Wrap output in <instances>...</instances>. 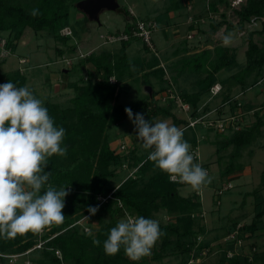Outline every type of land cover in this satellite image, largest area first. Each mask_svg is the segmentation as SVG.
I'll use <instances>...</instances> for the list:
<instances>
[{
  "label": "trees",
  "instance_id": "16d2710c",
  "mask_svg": "<svg viewBox=\"0 0 264 264\" xmlns=\"http://www.w3.org/2000/svg\"><path fill=\"white\" fill-rule=\"evenodd\" d=\"M77 1L79 0H0V33H7L4 48L14 53L17 42L21 39L25 29H30L33 34L44 32L53 40L66 43L69 38L61 37L59 31L68 26L71 28L73 37H76L75 29L69 20L71 9L75 10L74 4ZM218 3L224 2L217 0L208 4L210 11H215ZM170 4L171 9L179 7L178 1ZM33 8H38L42 14L32 17L29 12ZM115 12L127 15V12L119 7ZM233 13L239 29L251 19L263 18L261 33L264 32V0H245L244 4ZM220 17L222 19L209 26V29L216 30L223 26V33L227 34L232 26L225 23L222 14ZM252 35L253 32H250L246 38L243 67L225 81H217L216 75L221 71H230L236 67V54L233 48L215 46L211 51L202 49L175 62L178 65V69L175 70L177 75L185 73L198 76L193 82V92L176 91L182 101L189 104L193 111L192 115H195V109L202 95H206L209 87L214 83L221 84L228 93L230 92L228 88L230 80L242 90L245 89L248 78L253 79L250 86L259 82L256 79L260 77L264 68V36L258 46L253 41ZM129 41L120 43L119 56L113 57L101 53L99 55L88 54L82 58V63L90 65L99 75L93 81L86 77L83 81L82 78H78L76 81L67 82L66 87L74 94L70 99V107L59 108L54 104L46 103L45 107L55 124L66 130L62 145L67 147L66 157L54 155L45 169L52 173L49 183L57 189L66 188L69 192V195L65 197V207L62 209L65 220L62 224H52L44 229L46 232L41 239L49 237L51 239L44 244L42 249L33 250L37 234L29 232L13 239L0 238V254L22 255L21 257L30 253L37 255L35 258L30 257L29 260L24 261L25 264H146L149 260L157 262L176 256L182 257L183 264H192L202 257L200 253L203 249L209 250L203 240L206 234L204 228H193L195 216L201 217L202 212L196 192L181 196L178 188L187 184L181 181H170L168 174L147 160L148 151L137 154L136 149L132 148L121 154L120 151L112 150L104 137L106 129L117 125L122 120L129 119L125 108H131L134 115L142 113L146 120L154 121L156 117H161L170 119L171 124L177 127L184 124L173 112L175 109L173 100H168L166 105L160 106L154 99L158 93L166 91L172 77L164 78V70L158 67L159 63L155 58L140 59L138 62L136 61L139 59H135L128 62L124 48ZM141 47L148 51L143 44ZM68 48L72 52L75 47L70 45ZM57 55H61L58 50ZM78 64L80 63L76 66ZM132 67L137 68L139 73L142 72L139 76L140 82L143 89L146 86L150 87V94L146 92L138 101L129 105L114 104L119 93L117 85L124 75L129 80L136 79L130 71ZM156 74L159 75L160 80L163 78L164 86L154 90L149 78ZM110 78L114 80L113 83L108 81ZM9 81L17 87H23L26 79L20 70L0 74V84ZM230 99L232 97L226 94L220 102L223 103ZM260 106H264V102ZM228 108L230 112H233L235 102H229ZM206 109L207 107H204V110ZM250 109L252 108L242 105L243 111ZM263 113L264 109L260 111V114L254 112V120L250 125L229 133L227 136L219 137V134L213 133L220 138L214 142L213 153L216 160L221 159V152L228 151L224 156L226 159L224 166L218 170L220 181L227 180L228 175L241 169L238 159L241 153L249 149L261 135V129L264 127ZM196 133V130H184V139L191 144V150L196 147L198 138ZM247 153L251 151L248 150ZM123 162L126 163L128 169L135 168L132 177L111 185L110 180L114 177V167H119ZM200 164L208 170L209 174L208 164L201 162ZM263 188L264 172H261L258 188L253 190L251 195L255 196L257 190ZM106 195H109V199L98 204L97 197ZM213 196L215 197L213 202L217 205L219 195L213 194ZM255 201L254 215L248 225L235 228V223L232 222L233 232H235L234 240L224 241L225 248L216 264H264V251L256 252L253 244L250 245L251 251L248 255L233 254L229 258L226 257V252H232L231 249L235 242L242 241L244 235H251L257 223L264 216V199L258 198L257 194ZM117 202L120 203V207ZM89 207L98 208L95 215L88 212ZM159 211L171 216L172 221L165 224L159 223L160 229L166 235L154 246L150 257L133 262L122 249L115 256L110 257L105 254L103 242L107 239L110 229L119 223V219L123 218L125 213L134 217L143 216L152 219V216ZM85 215H87L85 219H93L98 223L96 230L84 233L80 226L72 225ZM104 217L107 218L106 221H103ZM86 226L89 227V224ZM94 239L100 241L99 246L93 244ZM252 249H254L253 252ZM54 250L60 251L62 262L54 256ZM0 264L9 263L7 259L0 257Z\"/></svg>",
  "mask_w": 264,
  "mask_h": 264
},
{
  "label": "rangeland",
  "instance_id": "374dc122",
  "mask_svg": "<svg viewBox=\"0 0 264 264\" xmlns=\"http://www.w3.org/2000/svg\"><path fill=\"white\" fill-rule=\"evenodd\" d=\"M173 1H178L179 8H170L172 6L170 3ZM215 1L217 0H116L119 8L122 10L127 11L128 7H130L139 19H152L155 24V30L151 34V43L155 54L144 49L142 50V48H139L137 53L134 52L132 54V51H134L133 48L138 44L136 41H133L129 45L128 50H130V54H127V58L139 55L145 56V58H155L159 64L160 62L165 63L163 64L164 78L172 77L171 83L176 89L175 91L191 93L194 91L193 82L198 76L185 73L177 75L175 70L178 69V65L175 61L195 53L193 51L196 50L207 49L211 51L215 46H224L222 43L223 37L230 33L233 37V43L227 47L235 50L236 67L230 71H221L216 75L217 81H225L244 65V50L248 34L253 32V41L258 46L261 44L264 36V32L261 33L263 18L244 23L242 28L239 29L233 11L243 5L245 0H240L237 5H233L234 0H223L224 3H218L215 11H210L208 4ZM71 12H73V9H71ZM71 14L70 19L72 18ZM220 14L224 16L225 23L232 26V29L227 34L223 33V26L216 30L209 29V26L216 24L222 19ZM105 17L108 18L106 22L104 21ZM124 23L125 16L122 13L104 11L99 14L98 23L87 20L83 21L84 25L89 26L84 34L93 44L99 41L101 43L99 35L112 33L116 29L120 30ZM194 29L195 32L193 31ZM168 37L169 41L167 43ZM5 39H7V33H0V45ZM60 44L66 45V43L53 40L44 32L33 34L30 29H25L21 39L17 42L14 53L9 52L7 56L0 57V74H9L12 71L20 70L26 79L23 87L27 86L32 90L38 99L43 100L44 106L46 103H51L59 108L70 107V99L74 94L71 89L66 87L65 83L68 81H76L78 78H82L83 81L86 77H89V80L93 81L95 78H98L99 74L94 73L93 69L92 71L84 68H80L79 71L78 69L75 70L74 65L66 73V78L59 75V70L63 67L68 68L71 63L69 59H64L62 63L57 60L60 57L57 55V50L60 51L58 48H62ZM181 46L188 48V54L182 55V51L179 50ZM86 54L88 55L90 53ZM67 55L64 57H67ZM138 61L140 60L136 62ZM163 65L160 64L158 67L161 68ZM130 71L136 79L129 80L124 75L122 81L117 85L119 87V93L114 104L129 105L135 103L146 94L140 82L139 70L132 67ZM153 78H149V81L154 90H157L160 86H164L163 78L160 80L158 74ZM256 80H259L260 83L250 86L253 79L248 78L244 90L233 85L229 88L230 92L228 93L218 83L222 86L220 92L222 97L219 94L218 97L207 102L205 107L208 110L210 107L216 106L226 94L232 97L239 93H242V95L238 97L237 101L245 105L246 108L253 109L260 107L261 103L264 102V68L261 71L260 77ZM165 94L167 92L158 93L155 96L154 99L158 105L164 106L167 104V99L165 100L164 98ZM206 99L207 97L202 95L200 102ZM173 112L177 118H180V115H177L175 110ZM160 120H166L172 125L168 118L156 117L153 122ZM253 120V115L245 114L242 118V124L248 126ZM262 120L264 121V113L262 114ZM228 134L225 132L219 135V137L227 136ZM196 135H198L196 151L199 162L208 164L209 176L212 177V182L207 186H202L198 190L193 189L187 184L186 186L178 188V193L181 196H188L199 192L200 195L201 217L195 216L193 228H204L206 234L203 240L206 242L209 250L192 264H216L221 256V252L225 248L224 241L229 236L235 234L233 232L234 227H232V222L235 223V228L248 225L254 215L255 196L258 194V198L264 199V188L258 189L255 196L251 195V192L258 188L260 173L264 172V127L261 129V135L249 149L241 153L238 159V162L241 164V169L228 175L227 180L224 181L219 180L218 170L224 166L226 161L224 156L228 151L221 152V159L217 161L213 153L214 142L220 138L211 132L201 130H198ZM136 136L135 126L129 119L122 120L117 125L106 129L104 133V137L112 150L119 151L118 146H124L121 154L128 152L132 148L136 149L137 154H142L147 151L142 147L141 142L137 140ZM248 150L251 153H247ZM132 170L127 168L125 162L119 167H114V177L110 180L111 185L118 184L127 177H132V173L129 176ZM226 182L230 184V188L225 190L223 186ZM216 189L222 191L217 197V205L213 202L215 198L213 194H215ZM123 219L125 218H120L119 222ZM152 219L158 220L160 224L172 221L171 216L163 211L155 213ZM106 220L107 218L104 217L103 221ZM81 224H89L90 231L96 230L98 227V223L93 219H84ZM251 244L254 245L256 252L264 251V216L257 223L256 229L251 235H244L241 246L239 248L233 247L231 250L237 255H248L251 251ZM36 256V254L30 253L25 257L16 258L14 261L8 263L25 264L24 261L26 262L30 257L35 258ZM146 264L183 263L182 257L176 256L167 257L157 262L149 260Z\"/></svg>",
  "mask_w": 264,
  "mask_h": 264
},
{
  "label": "clouds",
  "instance_id": "9594fccd",
  "mask_svg": "<svg viewBox=\"0 0 264 264\" xmlns=\"http://www.w3.org/2000/svg\"><path fill=\"white\" fill-rule=\"evenodd\" d=\"M29 14L37 17L42 13L33 8ZM222 43L230 46L232 35H225ZM125 113L135 126L137 140L148 151L147 160L156 168L193 189L212 182L208 171L194 162L184 130L166 120H146L142 113L134 115L131 108H125ZM65 135L43 100L27 86L17 87L11 81L0 84V238L40 234L50 225L64 222L62 209L69 192L49 183L52 173L45 169L54 155L66 157ZM97 211V207L88 208L91 215ZM165 235L158 220L129 216L110 229L103 250L111 257L122 249L131 261L139 262L152 255ZM93 244L99 246L100 241L94 239Z\"/></svg>",
  "mask_w": 264,
  "mask_h": 264
},
{
  "label": "built area",
  "instance_id": "2783aa9c",
  "mask_svg": "<svg viewBox=\"0 0 264 264\" xmlns=\"http://www.w3.org/2000/svg\"><path fill=\"white\" fill-rule=\"evenodd\" d=\"M239 1L240 0H234L233 5H237L239 3ZM129 15H131L130 11H129ZM251 21H253V19H251L250 22ZM154 30H155V24H154V21H152V19L136 18L129 24L127 29H124L121 31H114V32L108 33V34L99 35V38L101 39V44L121 43V42H127L129 40L136 39V40L140 41L143 44V46L148 49V51L155 54V51L153 49V45L151 43V34ZM59 35L61 37H71L72 33L68 27H63L62 29H60ZM4 45H5V42L3 40L1 42V45H0V51H1L0 57L7 56L9 54V50L5 49ZM79 56L84 57L85 55L84 56L79 55ZM161 68L163 69V67H161ZM165 79H168V78H165ZM108 81L110 83L114 82V80L112 78H110ZM258 83H260V82H258ZM164 92L165 93L167 92V94H165V96H164L165 100L166 99H167L166 101L173 100V103L175 105V109H174L175 113L177 115H180L179 119H181L184 122V124L179 125V128H181L182 130L192 129V130H196V131H198V130L209 131L211 133H215V134H219V135L223 134L225 132L232 133V132L239 130L245 126L244 124H242V118L245 116V114L253 115L254 112H259V114H260V111L262 109H264V106H260V107L251 109V111L250 110L249 111H243L242 110L243 104L240 103L239 101H237L238 97L242 95V93H239L235 96H232V99H230L229 101H226L223 103L219 102V104H217L216 106L210 107L208 110L207 109L204 110V107L207 105V102L218 97V95L221 92V86L218 83H214L213 85H211L209 87L207 94L205 95L207 97V99L203 102H199L197 108L195 109V115H192L193 111L190 108L189 104L186 102H183L182 99L177 95L175 88H174L172 83L169 84L168 88ZM231 101L235 102V110L233 112H230L229 108H228L229 102H231ZM201 139H203V138H201ZM118 148H119L120 152L122 150H124L123 145L118 146ZM196 150H197L196 147L193 150H191L192 154L194 156V162L200 164L199 157H198ZM204 169H206V168H204ZM134 171H135V168L129 173V176ZM169 180L172 182L179 181V180L174 181V180L170 179V177H169ZM223 187L225 189L230 188V184L227 183ZM221 193H222L221 190H216L215 196L220 195ZM196 194L198 196H200L199 192H196ZM107 199H109V195H106L103 197L98 196L97 202H98V204H100L102 202H105ZM117 205H118V207H120L119 202H117ZM86 216L87 215L81 217L80 219L75 221L72 225H78V226H80L81 230L84 233H89L90 228L87 227L85 224H81L82 220H84L86 218ZM129 216L134 217V216L129 215L127 213H125L123 217L126 219ZM45 232H46V230H43L42 233L37 234V239H36V243L33 247V250L42 249L44 247V244L48 240L51 239V237L46 238V239H41V237L44 235ZM234 236H235V234L229 236L227 239L228 240H234ZM197 240H199V238H197ZM240 246H241V241H236L234 244V247L239 248ZM253 251H254V249H252V252ZM205 252H207V249H203L200 254L203 255ZM25 254H27V253H25ZM53 254L60 262H62V256H61V253L59 250H54ZM233 254H236V253L231 252V251H227L226 257L229 258ZM21 256L22 255H3V254H0V257L7 259V261L9 263L14 261L16 258L21 257ZM195 261H197V260H195Z\"/></svg>",
  "mask_w": 264,
  "mask_h": 264
},
{
  "label": "crops",
  "instance_id": "0c3cea01",
  "mask_svg": "<svg viewBox=\"0 0 264 264\" xmlns=\"http://www.w3.org/2000/svg\"><path fill=\"white\" fill-rule=\"evenodd\" d=\"M129 11L131 12V15H129ZM126 12H127V15H125V23L123 24V26H122V28L120 30L116 29L115 31H121V30L126 29L129 26V24L134 19L138 18L136 16V13H134L133 10L130 7H128V10ZM70 14L72 15V18L70 19L71 21L69 20V23L75 29L76 37H73V35H71V37H68L70 42L67 41L66 45L65 44L61 45L60 44L62 48H58L57 47L60 50V52H61V55H59L60 57L57 60L62 63L64 59H69L70 62H71L69 66H71V67L68 66V68H66V67L61 68L59 70L60 71L59 75L64 76V78H66L67 77L66 73L68 72V70H71L74 65H75L74 66L75 70L78 69V71H79L80 68H84V69H88V71H92L93 68L90 65L82 63V58L83 57L79 56V54H82V53L84 55L86 53H90V54H93V55H99L101 53H104V54H109L110 56H113V57L120 55V52H121L120 51V44L112 43V44H104V45H102L100 43V41L98 43L93 44L92 41L87 39V37H85V34H84L87 31V29L89 28L88 25H84L83 24V21L87 20L86 17L84 15H82L80 12H78L77 10H73V12H70ZM98 19H99V15H98ZM107 19L108 18L105 17L104 21L106 22ZM87 21H89V20H87ZM89 22H91V21H89ZM68 28L71 30L70 27H68ZM107 30L110 31L109 29H107ZM193 31L195 32V29ZM71 33H72V31H71ZM193 34H195V33H193ZM133 41H135V40H133ZM133 41H129L128 45L124 48V54H125L126 58H127V54H130L129 53L130 50H128V48H129V45L131 44V42H133ZM168 41H169V37L167 39V43H168ZM136 43H138V44H136V46L133 48L134 51H132V54H134V52L137 53L138 49L142 48V47H140V46H142L141 45L142 43L140 41H136ZM70 45H74V47H75L72 52L70 51L69 48H67ZM187 49L188 48H186L185 46H181L179 48V50L182 51V55L188 54L189 50H187ZM142 50H143V48H142ZM197 51L199 52L200 50H196V51H193V52L196 53ZM66 54H68L67 57H64ZM84 55H82V56H84ZM135 59H139L140 60V59H147V58H145V56L143 57V56H139V55H137V56L134 55V56H132L130 58H127V61L129 62V61H132V60H135ZM77 63H80V64H78L76 66ZM160 64L163 65L165 63L160 62ZM162 67L164 68V65ZM94 73H97V72L94 70ZM139 74L141 75L142 72L139 73ZM96 75H98V74H96ZM150 78L152 79L153 77L151 76ZM66 83H65V85H66Z\"/></svg>",
  "mask_w": 264,
  "mask_h": 264
},
{
  "label": "water",
  "instance_id": "95a60500",
  "mask_svg": "<svg viewBox=\"0 0 264 264\" xmlns=\"http://www.w3.org/2000/svg\"><path fill=\"white\" fill-rule=\"evenodd\" d=\"M75 10L80 12L91 22L98 23V15L104 11H115L118 8L116 0H79L74 4ZM235 85L233 81H228V88ZM150 94V87L143 89Z\"/></svg>",
  "mask_w": 264,
  "mask_h": 264
}]
</instances>
